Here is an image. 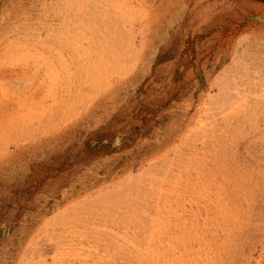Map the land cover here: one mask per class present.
Returning <instances> with one entry per match:
<instances>
[{"label":"rangeland","instance_id":"374dc122","mask_svg":"<svg viewBox=\"0 0 264 264\" xmlns=\"http://www.w3.org/2000/svg\"><path fill=\"white\" fill-rule=\"evenodd\" d=\"M0 264H264V0H0Z\"/></svg>","mask_w":264,"mask_h":264}]
</instances>
